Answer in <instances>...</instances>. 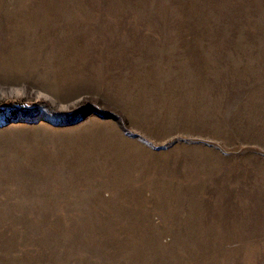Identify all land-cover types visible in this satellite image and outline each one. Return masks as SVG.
<instances>
[{
	"label": "rangeland",
	"instance_id": "1",
	"mask_svg": "<svg viewBox=\"0 0 264 264\" xmlns=\"http://www.w3.org/2000/svg\"><path fill=\"white\" fill-rule=\"evenodd\" d=\"M0 264H264V0H0Z\"/></svg>",
	"mask_w": 264,
	"mask_h": 264
}]
</instances>
